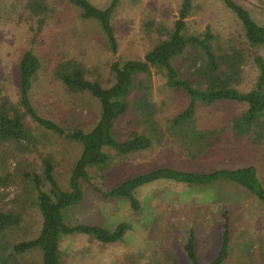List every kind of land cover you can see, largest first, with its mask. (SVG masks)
<instances>
[{"label": "rangeland", "instance_id": "rangeland-1", "mask_svg": "<svg viewBox=\"0 0 264 264\" xmlns=\"http://www.w3.org/2000/svg\"><path fill=\"white\" fill-rule=\"evenodd\" d=\"M89 1L105 8L111 0ZM234 1L264 26V0ZM28 2L0 0V98L7 97L13 104L18 102L20 63L25 51L31 50L41 62L32 78V104L41 116L67 132L77 128L91 130L100 119L101 103L88 90L69 91L56 74L58 66L74 60L85 68L88 79L109 87L114 82L112 62L144 57L174 29L182 5V0H120L112 17L119 45L114 53L99 21L81 18V10L70 0H44L47 8L40 28V16L31 15ZM185 20L186 35L202 34L209 28L219 36L224 51L229 52L231 45L241 48L246 59L235 86L240 91L256 86L259 67L255 56L264 58V44L251 45L241 20L223 0H193L191 14ZM217 43L215 39L212 44L215 47ZM198 51L201 52L191 48L176 58L180 77L189 76L188 60ZM140 80L149 85L154 116L151 121L141 118L134 100L142 91L134 87L127 97L130 109L115 120L112 134L125 140L132 132H145L153 136V144L123 154L105 147L108 163L88 168L92 180H80L82 200L63 210L64 221L69 225L96 224L113 230L119 223L127 222L131 228L122 240L112 243L100 242L83 232L62 234L60 264H191L185 250L191 233L195 236L198 259L210 264L220 252L225 221L230 223L231 237L228 256L221 264H264V200L235 182L218 180L192 185L159 179L136 189L135 196L141 203L138 210L125 198H105L94 190L95 186L106 190L163 166L210 171L253 164L264 185V134L255 142V133L238 135L232 127L234 118L247 108L246 103L197 102V127L223 129V134L209 153L194 157L182 148L172 128V118L189 103L187 93L170 86L165 71L158 67H152L150 74H138L135 81ZM24 122L30 131V143H0V177L8 180L0 181V211L19 216L0 233V264H44L40 246L22 253L14 250L16 243L37 238L43 228L36 179L40 178V188L47 193L54 187L43 170V158L52 156L54 181L59 189L70 191L72 172L83 149L80 141L43 127L30 116Z\"/></svg>", "mask_w": 264, "mask_h": 264}, {"label": "trees", "instance_id": "trees-1", "mask_svg": "<svg viewBox=\"0 0 264 264\" xmlns=\"http://www.w3.org/2000/svg\"><path fill=\"white\" fill-rule=\"evenodd\" d=\"M80 10L83 19L93 18L99 21L103 31L107 35V44L114 53L119 45L112 25V17L120 0H111L105 8H99L89 0H70ZM241 20L245 37L252 46L264 44V26L258 24L249 11L234 0H223ZM28 7L31 15L40 16L39 28L44 23V0H29ZM193 8V0H182L179 18L175 27L166 38H161L144 57L130 59L124 62L115 60L111 64V72L114 82L109 87H103L98 80H90L86 77L85 68L74 60L61 63L56 71L57 76L63 81L67 89L72 92L88 90L101 103V115L99 121L89 131L77 128L67 132L56 122L41 116L30 98L32 78L40 69L39 57L31 50H26L20 63V89L19 100L16 104L10 103L7 97H2L0 102V143L5 141L31 142L29 128L24 119L30 116L39 125L64 134L80 141L83 145L82 154L77 160L72 172L70 191H63L53 178L54 164L52 156L43 158V170L47 178L53 183V190L47 193L41 190L40 178L36 179V187L39 190V208L43 215V228L41 234L28 241H22L14 245V250L22 253L34 246H40L43 250L44 264H60L59 239L62 234L83 232L100 242L112 243L122 240L126 232L131 228L127 222H122L113 230L96 224H73L64 221L63 210L68 206L80 202L84 193L80 186V180L91 181L92 176L88 172L90 166L106 165L109 155L105 147H109L117 153H130L149 148L153 144V136L145 132H132L125 140H118L112 134L115 120L124 115L130 109L127 99L134 87L142 91L139 98L134 100V106L139 115L145 121H151L154 116L155 104L152 102L149 85L145 80L135 81L138 74H150L152 67H158L165 71L167 83L175 88H182L189 96V103L172 119L174 135L178 137L182 148L196 157L200 153H209L215 142L222 139L223 129H199L196 120V104H212L219 100H231L247 104L244 112L236 116L233 129L236 134L246 135L255 133L254 141L257 142L264 134V58L256 55L255 60L259 67V76L256 86L249 91H240L235 83L241 79L243 63L246 56L244 51L231 45L229 52L219 45V36L213 35L207 28L202 34L186 35L183 31L186 20ZM217 39V46L213 41ZM191 48L201 50L191 54L187 72L189 76L180 77L174 61L177 57ZM218 50V52L216 51ZM187 61V62H188ZM191 76H197L191 79ZM1 97V93H0ZM154 128V126H153ZM155 130V129H154ZM255 165H245L235 168H217L210 171L180 169L171 166L158 167L141 174L125 179L120 184L106 190L95 186L94 190L102 193L105 198H125L130 202L134 210L141 206L135 196L139 187L159 180L168 179L180 183L192 185H206L218 180H227L237 183L249 190L259 199L264 200V185L257 176ZM0 181L8 183V180L0 177ZM227 215L225 214V217ZM19 218L11 211H0V233ZM229 221H225L222 231V244L218 255L210 264H221L228 256L230 231ZM185 250L191 264H203L197 256L195 236L191 233Z\"/></svg>", "mask_w": 264, "mask_h": 264}]
</instances>
